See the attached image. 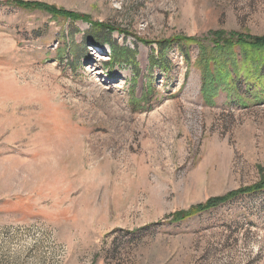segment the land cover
Wrapping results in <instances>:
<instances>
[{
  "label": "rangeland",
  "instance_id": "obj_1",
  "mask_svg": "<svg viewBox=\"0 0 264 264\" xmlns=\"http://www.w3.org/2000/svg\"><path fill=\"white\" fill-rule=\"evenodd\" d=\"M20 1L88 20L0 3V264H264V192L171 223L264 178V89L209 104L198 66L264 0Z\"/></svg>",
  "mask_w": 264,
  "mask_h": 264
},
{
  "label": "trees",
  "instance_id": "obj_2",
  "mask_svg": "<svg viewBox=\"0 0 264 264\" xmlns=\"http://www.w3.org/2000/svg\"><path fill=\"white\" fill-rule=\"evenodd\" d=\"M0 3H4L2 5L5 6L17 7L24 10H38L50 14L53 18L88 20L87 16L72 14L62 9H58L55 6L40 2L15 0ZM95 27L104 31L107 30L108 32L114 31L113 28L102 24H95ZM191 41H186L184 39L158 41L156 44L158 46L157 55L159 58L158 56L157 58L152 57L151 62L155 66L159 65L158 61H161V63L167 62L164 58L165 52L170 49L171 46L177 44L178 42L188 43ZM213 41L215 47L212 51L215 53L213 55L210 52L207 54L205 48H200L198 59V66L202 71L203 97L207 103H211V99L220 87L229 93H231L232 90H238L240 86L242 87L243 84H245L242 82V78H245V81L250 85L260 87L259 90H261V88L264 89V36L253 37L248 34L234 32L226 34L222 31H218L213 33ZM114 47L115 44L111 45L115 59L119 58V61H123L128 58L123 52H116ZM236 48H238L239 51L241 50L244 55H247L250 62L254 63L252 69L247 70L239 68L236 57ZM208 57H212V60H208ZM253 75H255V77ZM262 192H264V178L260 179L258 183L251 187L230 192L221 197L208 199L205 203L197 205L188 211L176 212L172 215L171 223H179L191 216L216 209L229 203L230 201L238 199L241 196L251 194L258 195Z\"/></svg>",
  "mask_w": 264,
  "mask_h": 264
},
{
  "label": "bare ground",
  "instance_id": "obj_3",
  "mask_svg": "<svg viewBox=\"0 0 264 264\" xmlns=\"http://www.w3.org/2000/svg\"><path fill=\"white\" fill-rule=\"evenodd\" d=\"M64 146H65V145H64ZM57 148H58V147H57ZM57 148H55V146H54V149H55V150H56ZM47 149H48V148H47ZM59 149H60V148H59ZM65 149H66V148H65ZM55 150H54V151H55ZM61 150H62V149H61ZM52 151H53V149H52ZM57 151H58V149H57ZM55 152H56V151H55ZM52 153H53V152H51V154H52ZM55 154H56V153H55ZM55 154H54V155H55ZM58 154H59V151H58ZM48 155H49V154H48ZM52 157H53V156H52ZM44 167H45V166H44Z\"/></svg>",
  "mask_w": 264,
  "mask_h": 264
}]
</instances>
